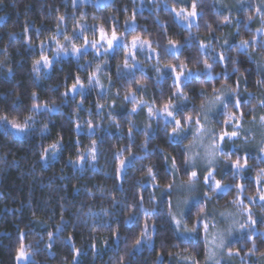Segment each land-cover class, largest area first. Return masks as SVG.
<instances>
[{
    "label": "trees",
    "instance_id": "obj_1",
    "mask_svg": "<svg viewBox=\"0 0 264 264\" xmlns=\"http://www.w3.org/2000/svg\"><path fill=\"white\" fill-rule=\"evenodd\" d=\"M95 1L92 0L90 5L78 7H73L72 0H2L0 2V17H3L0 19V93L6 94L0 95V114L6 113L9 119L17 118V109L21 105L29 106L30 93L33 90H39L41 103L55 101L60 109L56 113H46V118L41 117L40 113H35L36 120L48 124L49 131L43 135L39 132L17 134L10 127L7 130L0 127V264H15L16 249L21 243L31 246L30 251L33 255L30 260H34L36 264H67L73 256L72 243L83 250L76 264H114V257L118 258V255H123L131 248L136 238L135 234L139 232L146 219L141 214L127 223L124 222L129 214L139 210L137 207L139 194L143 193L144 207L148 209L163 207L167 211V201L172 198V195L169 197L168 192L162 193L159 189L150 186L151 182L146 176L148 167L160 174L168 169L167 177L160 176L156 181L161 185L173 181L176 185L190 178L187 174L190 170L183 164L187 154L184 145L190 143L189 139L183 143H174L171 136L166 135V131H171V127L167 126L171 122L167 121V118L149 117L146 107L142 111L132 113L131 109L136 105L131 99L124 100L128 89L137 88L133 83L134 79L146 80L147 89L143 92L137 91L136 100L143 99L158 107L165 101L170 91L174 90L170 70L164 68L160 79L157 80V74L152 67L157 59L147 61L137 56V60L142 61L144 67L137 63L139 68L134 69L133 74L126 75L128 73L123 71V60L127 49L123 47H116L112 52L107 53V63L102 51L97 56L91 48L83 50L82 58L71 53L54 56L56 44L50 39L51 36L55 35L61 43H66L63 37L72 35L74 29H76L75 34L80 36L79 30L82 26L88 29L83 33L84 36L89 39L95 36L98 39V30L103 23L109 36L115 25L118 35H121L124 42L130 44L133 35H140L142 38L150 39L153 47L160 53L168 47V39L176 40L180 44L179 51L174 53L169 48L168 54L161 60V66L164 63L177 65L184 63L192 69L191 74L183 79V86L192 99L182 104L183 108L180 110L191 112L195 106L198 111L201 102L207 103L204 94L200 91L201 88H207L208 94L211 95L213 86L219 87L220 84L228 81L229 76L231 81L228 82H234L242 73L247 79L240 82L239 90L244 93L242 98L251 100L252 103L242 109L245 113L241 121L244 128L237 141L239 144L245 141V131L249 135L252 126H260L259 117L264 115V107L259 106L258 103L260 98H264V88L258 87L255 83L259 78L255 60L253 57H245L243 49L237 51L240 39L252 40L255 36L258 40L264 41V34L258 38L259 32L256 31L264 26V22L255 8H246L240 3L235 13L225 15L221 12L223 8L220 0H183L182 3L180 0H165L168 7H164L161 0H110L108 4L98 6ZM193 2L197 4V20L191 28H187L178 22L174 11L170 8H175L176 11L181 8L191 11ZM248 15L253 16L251 21L247 20ZM60 16H64L65 21L60 22ZM225 19L230 22L224 23ZM58 23L60 32L56 31ZM25 27L29 29L27 33L24 32ZM37 28L39 32L36 31ZM224 39L229 41L225 46L228 49L227 55L237 59L236 67H239L240 72H233L231 63L225 65L209 59V63L216 65L215 72L221 75L215 76L214 79L210 78V83L199 80L197 69L203 68V63L197 65L196 61L203 60L206 55L204 49H199V43L210 44L216 53H220ZM41 41H45L43 54L51 58L52 67L40 73L43 79L35 80L36 74L32 72V66L34 60L41 54ZM29 42L34 44V47H28ZM73 42L82 43V38ZM208 51L210 52L211 49ZM250 51L254 53L256 60L264 59V49H261L259 44ZM98 63L101 65V71L96 72ZM81 64L83 67L80 66ZM117 65H120V71L117 70ZM8 68L12 69L13 75L7 74ZM90 72H96V77L103 87L88 86ZM76 74L80 75L85 85L82 90L77 91H83L84 95L70 93L68 98H64L62 93L65 87L73 82ZM245 89L256 99L248 96ZM117 91L120 93L119 96L116 95ZM17 94L21 99H17ZM65 99L67 102L61 103ZM98 104L104 107L99 108ZM253 106L256 108L254 112L251 111ZM222 112L221 109L215 114L212 124L217 129L228 127L231 130L230 126L222 125ZM109 113L120 122L119 128L115 126V121L110 120ZM32 114L20 113L19 118L22 120L25 115ZM140 115H143L147 122L143 117L139 118ZM193 115L195 117L196 113ZM253 116L256 118L255 122ZM89 121L96 126L94 131L88 129ZM77 123L81 125V129H76ZM147 124H151L152 127L148 129V149L145 150L140 145L145 140L143 129ZM41 126L39 123L36 124V128ZM129 127L134 129V139L128 135ZM61 137L63 149L56 156H49L44 161L40 160L42 149ZM92 139L98 141L100 148L96 167L93 168L85 162L74 167L69 163V158L75 161L81 154L87 155V150L92 147ZM76 140L80 143H75ZM260 146L261 142L257 145V150L249 148V151H245L228 142L225 146L226 151L240 156L247 155L252 167L245 171L242 179H233L230 178V166H225V161L222 160V171L217 172L216 178L222 179L230 188L226 193L213 195L210 192L213 200L207 204L206 211L236 213L237 208L233 204L234 199L237 198L233 187L235 183L251 185L244 193L245 202L247 196L256 194V186L252 183L254 170L257 166L264 167V164H260V161H264V154L258 151ZM117 152H119L118 156ZM130 152L131 159H129ZM166 152L171 154L168 160H165ZM172 156L176 158L177 166L180 168L175 176L171 173ZM122 159L127 161V169L124 173L127 179L123 182L113 179L119 160ZM232 159H236V156ZM142 179L143 183H141ZM201 186L202 192L207 190L203 181ZM89 192L93 195H88ZM150 194L156 197L151 202L148 200ZM203 199L202 196L201 201ZM114 201H119L121 205L128 207H119L112 215L105 216L101 209L111 211ZM201 201L194 205L200 204ZM245 205L252 208V214L258 221L257 229L264 230V218L261 215L264 213V208L256 202ZM89 208L92 209L91 213ZM196 211L193 205L187 211L184 219L188 227L194 226V219L188 217H194ZM152 219L156 217L149 219V224L152 223ZM243 219L246 220V217ZM104 221H110V224L102 227ZM61 223L63 228L56 234L57 239L52 241L53 248L49 251L46 247L49 243L47 233L55 232L57 224ZM208 223L211 224L210 215ZM157 225L159 234L154 230L153 244L137 249L131 257L132 264H153L156 260V252L160 250L165 254L157 264H178L175 258L177 254L195 255L200 264H205L203 230L198 236L183 237L175 232L171 222L163 223L157 220ZM117 228L120 231L119 240L112 236V230ZM21 232L26 233L23 239L18 238ZM235 234L238 239L231 244L233 247H241L243 249L241 256L245 258L241 261L237 256L223 264L264 263V257L260 256V252L264 251V239L260 238V231H256L253 236L259 247V251L254 255H245L252 246L251 242H245L243 233L235 232ZM69 235L73 237L72 242L67 240ZM93 243L97 245L95 250L91 247ZM193 245L196 246L195 249ZM168 253L173 255L170 256Z\"/></svg>",
    "mask_w": 264,
    "mask_h": 264
},
{
    "label": "snow or ice",
    "instance_id": "obj_2",
    "mask_svg": "<svg viewBox=\"0 0 264 264\" xmlns=\"http://www.w3.org/2000/svg\"><path fill=\"white\" fill-rule=\"evenodd\" d=\"M2 2V0H0ZM182 3L183 0H180ZM244 0H241L243 3ZM264 3V0H261ZM77 0H72V5L75 7ZM80 3L83 4L84 0H80ZM175 12L176 9L173 8ZM257 13L261 14V20L264 22V8L257 7L255 9ZM186 13V14H185ZM178 17H180L184 21H188L189 28L192 27L190 18H194L198 15L197 13V4L195 2L191 5V11H187L184 8H181L179 12L176 13ZM3 17H0L2 19ZM64 16L59 17V21H65ZM133 20L135 17L133 16ZM253 19L252 15L247 16V20L251 21ZM224 23H229L227 19L223 21ZM128 22H126L127 24ZM246 27V25H245ZM264 28V26H262ZM262 28L256 29L257 32H264ZM88 29L80 27V36H77L76 29L73 30L72 35H65L63 37L66 43H61L60 40L57 39L55 35L51 36L50 39L55 42L56 50L53 53L54 56L56 55H68L71 53L74 56L80 57L81 53L85 48H91L94 50V54L99 56L101 53V49H103L105 63H107V53L114 49V46L117 42L121 41V35H118V29L113 25L111 29V35L109 36L108 32L106 31L103 23H101L98 35L99 38L97 39L93 36L91 39L89 37L84 36L83 33ZM29 29L27 27L24 28V32L27 33ZM39 32V29H36ZM57 32H60L59 23L57 24ZM239 31V29H237ZM14 35V34H10ZM211 36V33L209 34ZM82 43H74L73 41L81 39ZM229 41L224 39L223 44L221 45L222 51L220 53H216L215 49L211 47L210 44H204L203 42L199 43V49L205 50V58L203 60H197L196 64L199 65L203 63V68L197 69V77L199 80L204 81L205 83H210V78H215L217 75H221V73L215 72V66L213 63H209V59H213L214 61H218L219 63H231L233 65L232 71L235 73H239V67L237 65V59L235 57H231L227 55L228 49L225 47L228 45ZM44 44L45 41L40 42L41 47V54L38 59L34 60L32 66V72L35 73V80L43 79V76L40 73L43 70L49 69L52 67V60L51 58L43 54L44 53ZM259 44L261 49H264V41H260L257 37L253 36L252 40L248 39H240L239 44L237 47V51L239 52L243 49V55L245 57H253L256 63V68L259 72V78L256 79L255 83L258 87L264 88V59L256 60L255 55L250 49L256 47ZM167 46L164 49L163 53L157 51V48L153 47V42L150 39L142 38L140 35H133L130 41V44L127 42L123 43V48L127 49L124 53V60H123V68L124 69H134L136 63H140L141 67H144V63L136 59L138 52L145 53L148 60L153 58V54L156 55L157 62L156 64L152 65L154 68L155 73L157 74V80L160 79V74L162 73V67L165 69L170 70V74L174 81L173 89L170 91V94L166 97L165 101L161 103L158 107L155 104L149 103L143 99L137 101L136 94L137 91H145L147 89V81L141 80L136 81L133 80V83L137 85L136 89H128L124 100L131 99V102L136 106L131 109L132 113H136L138 110L142 111L143 108H147L148 116L149 117H156L162 116L167 118V121L171 122L167 126L171 127V131L167 132L166 135L170 136H182L185 132H191L192 140L191 143L185 144L184 147L187 152H191L193 146H199L201 151L193 152L191 155L185 156L183 164L185 168L189 169L190 171L187 173L189 175V179L187 181L182 182L179 185H175V181L172 183L167 184H159L156 183L158 177L162 176L166 178L168 175V169H165V172L160 174L153 171L151 167H148L146 176L148 180L151 182L150 186L153 188L159 189L162 193L168 192L169 197H171L175 187L179 188L181 191L188 193L185 199L179 201L177 203V208L179 209L178 212L173 210V205L171 199L167 201V211L164 210L163 207L157 208L153 207L151 209L144 207L145 197L141 192L138 196V211L134 210L131 214L127 216L125 219V223L132 220L133 217H139L141 214L146 217L144 219L142 227L140 228L139 232L135 234L136 238L134 243L131 245V248L126 250L123 255H118L117 257L113 258L114 264H132L131 257L134 255L137 249H143L145 247L151 246L153 244V234L154 230L156 233L158 232V225L157 220H160L163 223H174L175 224V232L183 237H193L198 236L201 231L203 230L204 233V248L206 253V261L205 264H221L222 260L230 262L234 257L239 256L241 261L244 260V256H241V252L243 249L241 247H233L230 243V238L234 235L235 232L243 233V239L245 242H251V248L247 250L245 255H254L256 251H259V247L255 239H253L254 233L256 231H260V238L264 239V230L257 229L258 221L254 218L252 214V208L250 206L245 205L244 200V193L248 190L251 186L248 183H235L233 187L236 190L237 198L234 199L233 204L236 205L237 212L234 214L227 213L226 211H220L219 215L223 218V224L227 225L226 227H218L220 224L219 221L216 223L211 224V228L217 229V231L210 232L209 228L210 225L208 223L209 215H211L212 220H216V216L214 213H209L206 211L207 204L213 200V195L222 191L225 188H228L229 185L224 183L222 179H217L216 174L220 172L218 165L220 160L225 161V166H230V178L233 179H242L245 171L252 167L249 164V160L247 155H237L236 153H232L230 151H224V146L231 142V144L237 148H240L241 145L237 142L241 136L243 131V124L241 123L245 113L242 111L244 107L251 104V100H247L242 98L244 93H241L239 90L240 82L242 80L247 79L242 73L237 76V79L234 82L231 81V77H228V81L225 83L220 84L219 87H212L211 95L208 94L207 88H201L200 91L204 94L207 103L201 102L197 108H193L191 112H186L185 110L180 111V106L184 103L189 102L192 97L188 95L185 87L183 86V79L191 74L192 69L188 68L186 64L180 63L179 65L174 63H164L161 66V60L164 56L168 54V50H179L180 44L176 40L168 39ZM28 47H34V44L29 42ZM211 49L209 52L208 50ZM182 54V53H181ZM129 58L135 63H130ZM83 67V65H80ZM117 70L120 71V65H117ZM101 71V65L98 63L96 66V72ZM96 72H90L88 74V86H100V80L96 77ZM8 75H13L12 69L8 68L7 70ZM143 75V73H142ZM111 79V78H110ZM219 83V81H217ZM85 85L81 81V77L79 74H76L74 77L73 82L70 83L69 86L65 87L62 96L64 98H68L69 94H75L83 96V91H77L78 89H83ZM245 92L248 96H251L252 99H256L255 96L251 92H248L245 89ZM119 91H117L116 95L119 96ZM0 95H6L5 93H0ZM17 99H21V97L17 94ZM67 100H62L61 103H65ZM16 103V101H13ZM82 103V102H81ZM115 103V101H114ZM259 106L264 107V98H260ZM79 105L77 106V108ZM99 108H103L104 105L98 104ZM53 108H59V105L52 101L51 103L40 102V92L39 90H33L30 93V101L29 106L21 105L17 109V118L9 119V116L5 114H0V127H3L7 130L9 127L17 134H25L30 132L31 129L36 128L37 120L35 118V113H41L42 109H46L48 113L52 112ZM223 110L222 112V125L230 126L231 130L228 127H219L218 129L213 126L211 130L207 128V121L211 119V116L216 114L219 110ZM256 108L253 106L251 111H255ZM33 113L32 115H25L21 120L19 118L20 113ZM193 113H196L195 117ZM110 120L115 121V126L117 128L120 127V122L116 120L111 113H109ZM127 119V118H126ZM256 118L253 116V122H255ZM203 121V122H202ZM260 126L262 129V136H264V115L259 117ZM129 123L131 121L129 120ZM76 129H81V125L77 123L75 125ZM87 127L90 131L95 130V125H93L90 121L87 122ZM151 124L145 125L143 129L144 135V142L140 145L142 149H148V142L147 138L149 136L148 129L151 128ZM40 131L43 133L45 131H49L48 125L45 123L41 128ZM128 135L134 139V129L132 127L128 128ZM207 138V142L205 140ZM254 139V137L248 135L247 132L244 133V140L248 142ZM75 143H80L79 140H76ZM183 143V142H182ZM63 149L62 144V137L57 139L54 143L48 145L47 148L42 149V153L40 155V160L44 161L47 160L49 156H56L58 152ZM129 150L130 149H125ZM99 145L96 139H92V147L87 150V155L81 154L79 158L75 161L69 158V163H72L73 166L79 165L81 162H85L90 164L93 168L96 167V163H98V155H99ZM259 153L264 154V140L261 141V146L259 147ZM119 155V152L116 153ZM131 152L129 159H131ZM170 153H165V160H168ZM233 156H236V159H232ZM201 164H203L204 171L203 173H199L195 170ZM260 164H264V161H260ZM133 166H135L133 164ZM127 169V161L126 160H119V166L116 167L115 173L113 175V179L117 181L123 182L127 179L124 175L125 170ZM180 171V168L177 166L176 158L174 156L171 157V173L175 176ZM255 176L253 178L252 183L256 186V194L247 196L248 200H251L253 203L258 199L261 202V208H264V167H259L254 170ZM107 175V173H105ZM207 187L206 191L202 193H198V195H202L204 199L198 205H193L197 209L194 217L189 216L188 219H194V226L188 227L187 221L184 219L186 215V209H188L191 201L197 199V195H193V193H197V186L201 181ZM143 183V179L141 180ZM119 187V185H115ZM75 190V189H74ZM213 195H210L209 193ZM103 194V193H101ZM88 195H93L91 192ZM156 197L154 194H150L148 197L149 202L155 200ZM202 205V206H201ZM125 207L127 205H121L119 201L113 202V208L111 211L108 209H101V212L105 216L112 215L117 208ZM64 209L62 208V213ZM92 212V209L89 208V213ZM262 218H264V213L261 214ZM178 216L180 218H178ZM247 219H243L244 217ZM152 217H156V219H152V223L149 224V219ZM239 217V218H238ZM61 221L63 222V214L61 215ZM38 223H43V221H38ZM86 223V221H85ZM110 224V221H104L101 225L102 227H107ZM63 228V223L57 224L55 232L49 231L47 233L49 243L46 244V247L49 251L53 248V243L55 239H57V233H60ZM247 230V231H245ZM26 233L21 232L19 233V239L25 238ZM112 236L116 240L120 239V231L119 228L116 230H112ZM211 237V238H209ZM69 242L73 241V237L69 235L67 237ZM107 243V242H105ZM91 247L95 250L97 249V245L93 243ZM195 249V245L192 246ZM31 246L24 245L23 243L19 244L16 249L15 253V264H36L34 260H30V257L33 253L30 251ZM71 251L73 253L72 260L67 262V264H76V261L82 254V249L75 247L74 243H72ZM187 251V249H185ZM165 253L160 250L156 252V260L153 264H157L161 260V257ZM170 256L173 255L172 253H168ZM260 256L264 257V251L260 252ZM178 264L182 262V264H200L199 260L196 259L195 255H180L177 254L175 256Z\"/></svg>",
    "mask_w": 264,
    "mask_h": 264
},
{
    "label": "rangeland",
    "instance_id": "obj_3",
    "mask_svg": "<svg viewBox=\"0 0 264 264\" xmlns=\"http://www.w3.org/2000/svg\"><path fill=\"white\" fill-rule=\"evenodd\" d=\"M155 1H156V0H155ZM161 1H162V3H163V6H164V7H168V5H166V1H165V0H164V1L161 0ZM220 1H221V5H222V8H223V9H222L223 11H221V12H222L223 14H225V15L235 13V12L239 9V7H240V3H241V0H220ZM109 2H110V0H96V1H95V4H96L97 6H98V5H106V4H108ZM90 4H92V0H84V3H83V4L80 3V0H77V3H76V5H75V7H78V6H84V5H90ZM243 4H244V7H246V8H250V7H253V8H255V9H256L257 7L264 8V3H262L261 0H244ZM170 9L173 10L172 8H170ZM179 11H180V10H179ZM179 11H175V12H174V13H175V16H176V19L178 20V22H179L182 26L189 28V26H188L189 22H188V21H184V20H182L180 17H178V16L176 15V13L179 12ZM185 14H186V13H185ZM258 15H259V14H258ZM190 20H191V24L194 25V24L196 23L197 16L194 17V18H190ZM262 34H264V33L259 32V33H258V38H259V36L262 35ZM123 43H124V41L121 39L120 42H117V43L115 44L114 48H116V47H123ZM101 51H102V53H104V52H103V49H101ZM171 51L174 52V53H177L179 50L177 51V50H173V49H171ZM110 52H112V50L109 51L108 53H110ZM137 56L143 57V58H145V60L150 61V60L147 59V56H146L145 53L138 52ZM136 59H137V57H136ZM153 59H156V55H155V54H153V58H152L151 60H153ZM129 60H130V63H135V61H132L131 58H129ZM136 68H139V65H138L137 63H136V66H135L134 69H136ZM134 69H123V71H124L125 73H128V74H126V75H131V74L134 73ZM164 70H165V69L162 68V71H164ZM158 116H159V115H158ZM214 116H215V114H214ZM142 117H143V115H142V116H141V115L139 116V118H142ZM143 118H144V117H143ZM144 119H145V118H144ZM145 121L147 122L146 119H145ZM212 125H213V124H212ZM251 128H252V130H251V132L249 133V135L252 136V137H254V139H252V140H250V141H248V142H245V141H244V142H240L241 148H242L243 150H245V151H249V148H252V149L257 150V145H258V144L263 140V138H264V136H262V129H261V126L258 127L257 125H254V126H252ZM245 132H247V131H245ZM171 139H172V141H174V136H171ZM180 139H181V142L186 141L187 139H189V142L191 143L192 135H188V136L182 135V136H180ZM205 140H206V142H207V138H205ZM196 151H201V149H200V147H199L198 145H197V146H193L191 152H187V154H188V155H191L193 152H196ZM224 151H226V147H225V146H224ZM261 157H263V156H261ZM221 162H222V160H220V162H219V165H218L219 169L222 168V164H221ZM197 171H198V174H199V173H203V171H204L203 164H201V165L197 168ZM221 171H222V170H221ZM173 178H174V177H173ZM179 184H181V183H178V184H176V185H179ZM201 184H202V180L200 181V183H199L198 186H197V193H193V195H197V199L191 201V203H190L188 209H186V213H187V211L189 210V208H190L191 205H194V204L198 203L199 201H201V199H202V195H198V193H202V186H201ZM229 188H230V187L225 188V189H223V190L220 191V192H222V193H226V192L228 191ZM220 192H218V193H220ZM187 195H188V193L183 192V191H181L179 188H177V187L174 186V191H173V193H172V198H171L172 205H173V210H174V211H176V212L179 211V209L177 208V203H178L179 201H182L183 199H185ZM255 202H256L257 204L261 205V202H260L258 199H257ZM251 203H253V202H252L251 200H248V199H247L246 202H245V204H247V205H249V204H251ZM212 213L215 214V216H216V220H215V221L212 220L211 215H210L211 224L216 223L217 221H219L220 224L218 225V227H226V226H227V225H224V224H223V218L220 217L219 212H217L216 210H212ZM234 213H235V212H232V213H230V214H234ZM245 217H246V216H245ZM178 218H180V217L178 216ZM246 219H247V217H246ZM263 220H264V219H263ZM263 223H264V222H263ZM211 224H209V225H210L209 231L214 233L215 231H217V229H213V228H211ZM173 225H174V227H175V224H174V223H173ZM235 235H236V234L234 233V235L230 238V243H233L234 241H236V240L238 239V236H235ZM209 238H211V237H209ZM191 239H192V238H191ZM224 262L227 263V261L222 260V261H221V264H223ZM261 264H264V263H261Z\"/></svg>",
    "mask_w": 264,
    "mask_h": 264
},
{
    "label": "clouds",
    "instance_id": "obj_4",
    "mask_svg": "<svg viewBox=\"0 0 264 264\" xmlns=\"http://www.w3.org/2000/svg\"><path fill=\"white\" fill-rule=\"evenodd\" d=\"M262 31H264V28H262ZM195 107V106H194ZM193 107V108H194ZM183 107L182 106H180V109H182ZM179 109V110H180ZM60 109L59 108H53L52 109V112L51 113H56V112H58ZM180 111H183V110H180ZM46 113H48L47 112V110L46 109H42L41 110V113H40V115H41V117H45V114ZM46 118V117H45ZM214 118V115H212L211 116V119L209 120V121H207L206 123H207V128L209 129V130H211L212 129V127H213V125H212V119ZM37 123H39V124H41L42 126L44 125V123L42 122V120H37ZM48 125V124H47ZM41 126V127H42ZM40 127V128H41ZM40 128H34V129H31L30 130V132L31 133H37V132H39L41 135H43V134H46L48 131H45V132H41L40 131ZM15 134V133H14ZM184 135L185 136H188V135H191V132H185L184 133ZM174 143H177V144H179L180 142H181V139H180V136H174V141H173Z\"/></svg>",
    "mask_w": 264,
    "mask_h": 264
}]
</instances>
